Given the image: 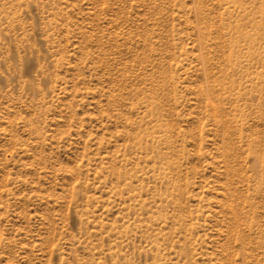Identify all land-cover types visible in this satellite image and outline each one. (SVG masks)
Listing matches in <instances>:
<instances>
[{"label": "rangeland", "instance_id": "rangeland-1", "mask_svg": "<svg viewBox=\"0 0 264 264\" xmlns=\"http://www.w3.org/2000/svg\"><path fill=\"white\" fill-rule=\"evenodd\" d=\"M0 264H264V0H0Z\"/></svg>", "mask_w": 264, "mask_h": 264}]
</instances>
